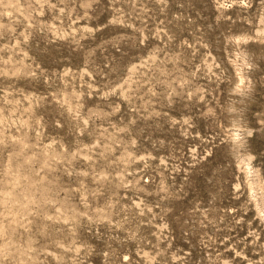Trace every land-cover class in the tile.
<instances>
[{
  "label": "rangeland",
  "instance_id": "rangeland-1",
  "mask_svg": "<svg viewBox=\"0 0 264 264\" xmlns=\"http://www.w3.org/2000/svg\"><path fill=\"white\" fill-rule=\"evenodd\" d=\"M0 264H264V0H0Z\"/></svg>",
  "mask_w": 264,
  "mask_h": 264
}]
</instances>
